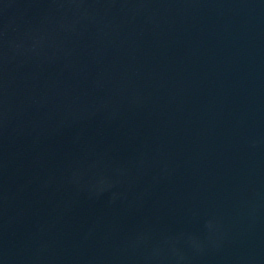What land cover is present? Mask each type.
<instances>
[{"label": "water", "instance_id": "95a60500", "mask_svg": "<svg viewBox=\"0 0 264 264\" xmlns=\"http://www.w3.org/2000/svg\"><path fill=\"white\" fill-rule=\"evenodd\" d=\"M133 264H264V0H116Z\"/></svg>", "mask_w": 264, "mask_h": 264}]
</instances>
